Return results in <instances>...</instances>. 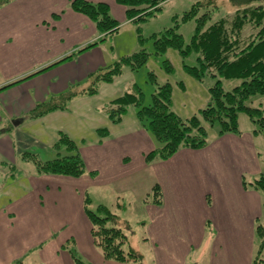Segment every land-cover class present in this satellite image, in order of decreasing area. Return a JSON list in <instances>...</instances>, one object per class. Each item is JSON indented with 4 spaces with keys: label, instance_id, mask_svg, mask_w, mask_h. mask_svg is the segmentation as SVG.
I'll return each instance as SVG.
<instances>
[{
    "label": "crops",
    "instance_id": "1",
    "mask_svg": "<svg viewBox=\"0 0 264 264\" xmlns=\"http://www.w3.org/2000/svg\"><path fill=\"white\" fill-rule=\"evenodd\" d=\"M71 1L14 0L0 8V88L22 80L0 92V170L6 174L27 163L22 158L26 146L14 139L16 129L10 126L23 124L38 103L86 82L115 61L106 42L77 54L99 35L88 17L71 8ZM88 1L110 4L111 11L118 12L113 16L128 23L126 8L116 0ZM78 99L66 111L35 120L48 135L44 145H52L64 132ZM106 127L108 138L81 150L88 173L80 178L40 175L34 167L20 181L11 184L13 178L3 186L0 174V264H13L33 249L39 250L41 264H75L66 248L71 241L84 260L117 264L107 263L94 244L85 198L90 189L127 183L137 189L143 182L148 185L140 196L143 201L155 184L163 194L162 206H146L160 264H185L181 261L196 244L202 252L208 250L207 264H253L256 226L264 221V193L243 183L244 177L252 181L264 174V138L255 134L254 126L154 163H147L145 155L156 143L134 111L121 124L109 121Z\"/></svg>",
    "mask_w": 264,
    "mask_h": 264
},
{
    "label": "trees",
    "instance_id": "2",
    "mask_svg": "<svg viewBox=\"0 0 264 264\" xmlns=\"http://www.w3.org/2000/svg\"><path fill=\"white\" fill-rule=\"evenodd\" d=\"M12 1L14 0H0V8ZM167 1L169 0H116L117 4L126 8L127 22L132 24H138L146 21L147 17L154 16L155 12L162 10L163 4ZM231 2L239 6L232 21L231 18H221L213 22V11L207 10L201 13L203 7H208V5L203 6L201 2L185 12L181 18L183 23L195 21V32L188 45L183 35L178 32L180 27L178 17H175L174 27L152 36L155 56H162L174 50L181 56L183 70L188 76L199 83H203L207 77L216 79L214 86L208 89L210 102L199 111L198 115L183 119L172 110L173 84L170 82L159 84L154 73H150V77L157 85V89L152 95L150 105H144V94L141 88L135 86L134 92H127L110 101L106 106L107 117L114 125L123 122L131 107L137 109L135 114L137 120L156 143L155 149L145 155L147 163L169 160L182 149L199 150L207 147L211 142L210 130L216 125L219 126L217 137L241 134V114L248 116L255 124V134L264 131V109L251 105L258 97L264 100V0H231ZM70 6L76 13L88 17L95 24L99 35L95 42L87 45L77 54L99 46L121 30L122 23L112 16L108 3L72 0ZM249 25L256 33L242 37L243 30ZM140 42H143L142 38ZM193 54L197 56L196 64L189 65L186 59ZM151 56L152 54L144 48L132 55L123 56L113 61L110 66L98 69L89 75L86 86L75 84L60 95L38 103L27 118L36 120L53 112L66 111L74 99L98 95L101 85L114 83L116 78L123 75L125 67L136 72L147 65ZM67 58L52 66L66 61ZM164 63L167 73H172L173 66L170 61L166 60ZM224 80L240 81V84L226 91L223 87ZM21 81L0 88V92ZM179 86L182 90L186 88L184 82L179 83ZM96 132L100 142L110 135L107 128L98 129ZM53 147L56 156L52 160L42 161L37 154L27 152H24L22 158L33 163L40 175L80 178L88 173L77 143L67 134L60 132ZM90 175L94 176L92 173ZM244 185L246 188L250 187L264 193V174L250 183L244 182ZM144 201L155 206L163 205V194L159 184L153 186ZM90 204L92 200L86 195L85 212L92 224L91 235L104 259L117 262L140 261L141 264L142 256L131 247L128 234L119 226L121 217L101 204L93 211ZM256 236L259 240V248L253 264H264V221L257 224ZM66 248L69 249L75 264H86L77 249L69 248L68 245Z\"/></svg>",
    "mask_w": 264,
    "mask_h": 264
},
{
    "label": "rangeland",
    "instance_id": "3",
    "mask_svg": "<svg viewBox=\"0 0 264 264\" xmlns=\"http://www.w3.org/2000/svg\"><path fill=\"white\" fill-rule=\"evenodd\" d=\"M198 2H201L203 6L208 5L207 8H202L201 13H204L207 10L213 11V22L221 18H231L232 21L239 7L235 6L231 0H169L163 4L161 11L155 12L154 16L147 17L146 21L139 22L138 24H132L129 22L122 24L120 32L108 38L105 45L106 47H109V50L113 53V55L115 54V60H119L121 57L126 55H132L143 48L146 49L148 53H151L152 56L147 65L143 66L138 71L133 72L129 67H125L123 75L116 78L114 83L101 85L98 95L93 97H78L80 99L75 102V105H72L73 115L69 116V120L62 128L64 130L63 133L67 134L77 143V147L79 148L81 155V150L85 149L87 145L94 142H100L96 131L98 129L107 128L106 126L110 120L107 117L106 106L110 101L127 92H134L135 86H138L144 94V105H150L152 103V95L156 91L157 85L152 82L150 73L155 74L159 84H164L166 82L173 84L174 105L172 106V110H176L178 115L183 119L198 115L199 111L208 105L210 102L208 89L214 86L216 79L207 77L203 83H199L192 77L188 76L183 70V60L181 56L174 50H170L162 56H155L154 39L152 38L154 34H157L167 28L174 27L176 24L175 17H178L180 26L178 32L183 35L184 41L188 45L195 32V21L183 23L181 18L185 12L189 11ZM112 13L115 16L118 15V12L114 13L111 11V14ZM139 29H141V32H139ZM255 33L256 31L249 25L243 30L242 37H248L249 35L252 36ZM140 38L143 39L142 43L140 42ZM196 57V54L191 55L186 59V63L189 65H195ZM166 60H169L173 66V72L170 74L167 73L166 64L164 63ZM181 82H184L186 90H182L180 88L179 83ZM81 84L83 87L86 86L87 82ZM239 84L240 81H223V87L226 91H230ZM71 103L68 105V109L71 108ZM251 105L256 108L264 109V100L258 97L251 103ZM133 111L136 114L135 111H137V109L135 107H131L127 114L133 113ZM41 123L42 122H36L35 120L27 118L23 124L16 127L10 126V128L13 130L14 128L16 129L13 137L17 142H19V145L22 146V144H24L26 146V148L24 147V149H22V152L37 154L42 161H48L52 160L56 156V150L53 147L55 141L52 145H50V143H45V145L43 144V142L48 139V135L46 136L43 132V129L45 128H40L42 125ZM252 126L256 128L255 124H253L248 116L241 114L240 129L248 131ZM218 131V125L210 130L211 140L216 138ZM52 135L53 133L50 134V136ZM261 135L264 138V131ZM57 138L58 134L56 135V139ZM36 141L39 143H36ZM48 146H50L49 149ZM261 152L264 158L263 144ZM13 167H15V169H10L8 174L0 170V174L4 175L1 179L3 186L7 185L6 183L8 180H12L13 178H15V182L10 181L11 184L16 183V181H20L27 172L35 169V165L30 162H21L18 166ZM12 175H14V177L10 178ZM248 180L250 179L244 177L243 183H250L253 181ZM9 185L10 184L7 186ZM147 186L146 182H143L142 186L137 184V189H135L131 183L124 185L112 184L107 187L90 189L89 192L88 190L87 192L92 199V204H90L91 210L95 211L97 206L105 204V206H109L108 208L114 214L121 217L122 220L120 221L119 226L128 234L131 247H133L134 250L142 256L141 264H160V259L155 251V247L153 246L152 238L148 230L151 221L146 206L153 204H146L143 199H140L141 194L144 196V191L147 189ZM3 189L4 188L2 187V190ZM68 229L69 228H66L64 231H67ZM68 247H74L76 249L74 242L69 243ZM258 248L259 240L256 237L254 257L258 254ZM38 251V249L29 251L15 263L22 262L23 264H41L40 260L37 258ZM202 251L203 248H201L199 244L193 245L190 253L191 255L181 262L185 264H207L208 250L207 252H205V249L204 252ZM81 257L82 259L84 258L83 256ZM84 261L86 264H101L98 262L95 263L87 257ZM106 261H108L107 263L113 262L117 264H140V261Z\"/></svg>",
    "mask_w": 264,
    "mask_h": 264
},
{
    "label": "built area",
    "instance_id": "4",
    "mask_svg": "<svg viewBox=\"0 0 264 264\" xmlns=\"http://www.w3.org/2000/svg\"><path fill=\"white\" fill-rule=\"evenodd\" d=\"M2 121V113H1V110H0V122Z\"/></svg>",
    "mask_w": 264,
    "mask_h": 264
},
{
    "label": "water",
    "instance_id": "5",
    "mask_svg": "<svg viewBox=\"0 0 264 264\" xmlns=\"http://www.w3.org/2000/svg\"><path fill=\"white\" fill-rule=\"evenodd\" d=\"M20 122V121H19ZM19 122H16V124H18Z\"/></svg>",
    "mask_w": 264,
    "mask_h": 264
}]
</instances>
